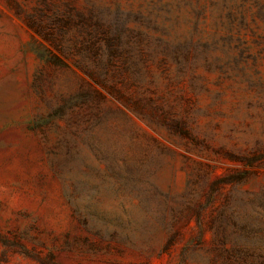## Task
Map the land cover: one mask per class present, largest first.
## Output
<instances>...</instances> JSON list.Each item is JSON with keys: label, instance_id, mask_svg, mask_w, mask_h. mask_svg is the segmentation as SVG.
Listing matches in <instances>:
<instances>
[{"label": "rangeland", "instance_id": "374dc122", "mask_svg": "<svg viewBox=\"0 0 264 264\" xmlns=\"http://www.w3.org/2000/svg\"><path fill=\"white\" fill-rule=\"evenodd\" d=\"M148 1L0 0V264H237V250L264 264V215L243 205L237 225V200L264 197V23L244 11L237 52L214 53L237 54L234 79L200 69L194 90L154 55L153 85L116 83L190 108L189 133L97 77L189 37L193 12ZM197 27L221 46L226 10Z\"/></svg>", "mask_w": 264, "mask_h": 264}, {"label": "trees", "instance_id": "16d2710c", "mask_svg": "<svg viewBox=\"0 0 264 264\" xmlns=\"http://www.w3.org/2000/svg\"><path fill=\"white\" fill-rule=\"evenodd\" d=\"M147 5L151 9V13L154 11H167L170 13L175 8L180 9L182 7L193 12L196 24L190 32L189 37H186L184 40H177L176 42L165 40L162 37L149 40L146 49L142 51V56L138 57L139 60L137 62L128 57L124 60L123 69L119 73H112L110 75L101 73L97 77L101 80V83L109 87V81H111L113 91L129 103L135 105L138 109L147 112L153 117H162L165 120L164 122H168V119H171V121L180 125L186 132L192 133L194 129L191 125L195 114L191 112L190 108L186 107L179 114L171 110L165 111L163 107L155 106L151 99L145 101L137 96V98L126 96L121 88L116 87V83L121 82L125 87H142L145 82L150 86L153 85L154 80L147 67L150 61L157 58L154 55L161 56L160 64H163L165 68H167L168 64H175L177 78L187 79L194 90L204 87L200 83L202 79L198 74L200 69L218 72L227 78L234 79L237 77V54L232 56L228 54L221 57L214 53L219 49L223 51L226 49L227 52H237V42L232 44L234 37L232 29L237 27H235L236 23L241 27L246 24L244 11H251L252 21L255 24L258 25V21L264 23V0H177L175 5L163 2V0H149ZM208 9L226 10V17L230 23L228 32L230 33L225 37L228 38L227 41L222 43L221 46H219V42L217 41L199 37L198 21ZM237 9H239V15L236 13ZM155 28L159 30L158 26H155ZM164 34L169 35L166 31H164ZM261 38L264 39V36H261ZM139 63H142L144 73H141L142 68L137 66ZM246 196V201L242 203L237 200V225L243 205H249L253 213L264 215V197H256L249 193H246ZM225 254L227 252L221 255L224 258V264H230L229 257H225ZM249 258H252V256L248 252L243 253L241 250H237V264L247 263Z\"/></svg>", "mask_w": 264, "mask_h": 264}]
</instances>
